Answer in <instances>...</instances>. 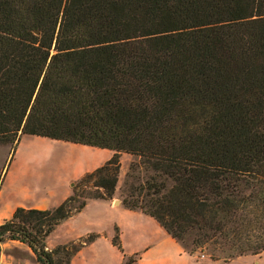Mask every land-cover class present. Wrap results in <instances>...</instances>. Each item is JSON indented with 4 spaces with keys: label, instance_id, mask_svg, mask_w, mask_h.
<instances>
[{
    "label": "trees",
    "instance_id": "1",
    "mask_svg": "<svg viewBox=\"0 0 264 264\" xmlns=\"http://www.w3.org/2000/svg\"><path fill=\"white\" fill-rule=\"evenodd\" d=\"M23 134L113 154L58 205L17 207L0 250L14 239L70 264L96 235L45 239L88 199L113 198L124 152L126 208L190 253H261L264 0H0V144ZM112 242L122 250L117 229Z\"/></svg>",
    "mask_w": 264,
    "mask_h": 264
},
{
    "label": "crops",
    "instance_id": "2",
    "mask_svg": "<svg viewBox=\"0 0 264 264\" xmlns=\"http://www.w3.org/2000/svg\"><path fill=\"white\" fill-rule=\"evenodd\" d=\"M112 154L107 148L21 135L12 153L7 151L0 172V222L9 219L17 207L48 209L58 205L72 193L75 180ZM126 154H120L115 192L121 169L127 164ZM116 229L122 250L112 242ZM89 234L96 237L71 257L70 264H122L126 256L136 254L139 258L134 264H199L196 255L183 248L154 217L126 208L121 199L114 198L88 199L84 207L54 227L45 239L46 248ZM248 255L264 264V250ZM0 264L41 263L27 244L7 239L1 243Z\"/></svg>",
    "mask_w": 264,
    "mask_h": 264
},
{
    "label": "rangeland",
    "instance_id": "3",
    "mask_svg": "<svg viewBox=\"0 0 264 264\" xmlns=\"http://www.w3.org/2000/svg\"><path fill=\"white\" fill-rule=\"evenodd\" d=\"M17 143H18V139L15 138L11 142H5V143L0 144V172L3 168V165L5 164V160L7 158V151H9V153H12V151L16 148ZM125 158H127V164L125 166H123V168L121 169L122 176L119 179L120 181H119L118 191L115 192L113 195L114 199H121L120 190H121V186L123 183L124 175H125V172L127 170V166L133 157H132V155L127 153L125 155ZM1 178H2V176L0 177V181H1ZM85 188L90 189V190H94L93 187H91V188L85 187ZM207 252H208L207 250L201 251L200 249H196L193 252V254L196 255L197 259L199 260V264H261V263L263 264V262L261 260H256L254 257H251L249 255L238 256V257H236L230 261H227V262L223 261V260H211L208 256ZM124 264H127V263H124Z\"/></svg>",
    "mask_w": 264,
    "mask_h": 264
}]
</instances>
